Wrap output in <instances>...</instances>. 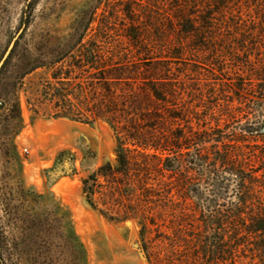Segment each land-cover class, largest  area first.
<instances>
[{
  "label": "rangeland",
  "instance_id": "1",
  "mask_svg": "<svg viewBox=\"0 0 264 264\" xmlns=\"http://www.w3.org/2000/svg\"><path fill=\"white\" fill-rule=\"evenodd\" d=\"M27 1L0 0V58ZM47 32L49 41L38 37ZM71 32L113 50L134 85L163 95L134 124H155L161 144L188 141L171 154L168 181L175 191L184 180L187 209L203 215L151 240L157 264H264V171H254L264 160V0H35L30 48H67ZM18 100L20 122L0 98V264H152L138 251L136 221H108L81 191L84 176L114 160V130L104 120L36 116L23 90ZM63 149L77 173L51 182L45 169Z\"/></svg>",
  "mask_w": 264,
  "mask_h": 264
},
{
  "label": "trees",
  "instance_id": "2",
  "mask_svg": "<svg viewBox=\"0 0 264 264\" xmlns=\"http://www.w3.org/2000/svg\"><path fill=\"white\" fill-rule=\"evenodd\" d=\"M34 3L35 0H28L23 6L21 32L0 67V98L8 106L10 118L19 122L18 94L23 90L36 116L84 123L104 120L109 124L116 133L114 160L107 159L81 179L84 200L110 222L136 221L141 243L138 251L146 260L157 264L160 257L151 250V240L175 236L188 214L203 215V207L187 209L184 180L175 191L168 181L175 173L168 164L171 154H181L182 149L189 147L188 141L172 142L171 146L167 141L161 144L155 124H134L139 116L149 119L151 108L158 100H164L163 95L155 93L149 84L143 89L134 85L135 72L131 65L91 36L83 42L85 32L68 33V40H74V44L67 48H30L24 37ZM48 33H40L38 37L49 41ZM55 38L62 39L64 35ZM37 70H40L38 79L28 78ZM259 90L264 91V86H259ZM206 135L199 139L205 141L209 137ZM173 137L182 136L174 133ZM218 160L222 165L228 164L223 156ZM258 169L264 171V160L254 171ZM234 171L243 177L241 169L232 166L228 170ZM76 173L74 154L66 149L60 150L53 164L45 169L51 182ZM257 186L264 190V182ZM260 207L264 210V200ZM258 225L262 222L252 229H258ZM211 243L207 240L203 249L209 250Z\"/></svg>",
  "mask_w": 264,
  "mask_h": 264
},
{
  "label": "water",
  "instance_id": "3",
  "mask_svg": "<svg viewBox=\"0 0 264 264\" xmlns=\"http://www.w3.org/2000/svg\"><path fill=\"white\" fill-rule=\"evenodd\" d=\"M12 45H13V41H11V43H10V45H9V47H8V49H7V51L5 52L4 56H3L2 59L0 60V67H1V65H2V63H3L4 58H5L6 55L8 54L10 48L12 47Z\"/></svg>",
  "mask_w": 264,
  "mask_h": 264
}]
</instances>
